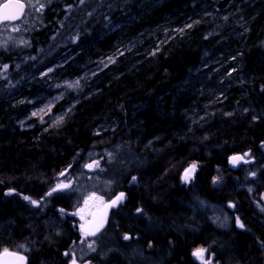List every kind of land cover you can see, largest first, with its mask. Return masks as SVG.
Wrapping results in <instances>:
<instances>
[{"label":"snow or ice","instance_id":"snow-or-ice-1","mask_svg":"<svg viewBox=\"0 0 264 264\" xmlns=\"http://www.w3.org/2000/svg\"><path fill=\"white\" fill-rule=\"evenodd\" d=\"M29 6H31V4H29ZM25 5L23 3H13V0H8V2L3 3L2 5H0V21H10V20H15L18 19L20 17V15L23 12ZM241 159V157H233V161H237ZM89 168L92 167V165L88 166ZM195 168V166H192V169L186 170L185 172V180L189 179V172L193 171ZM61 175H63V173H61ZM135 179V178H133ZM60 187H68V185H57L56 188H53V192L57 191ZM49 195H51V193H49ZM95 197L90 196L89 199H93ZM123 198V194H121V196L117 197L116 200L112 201V204L110 206H114L117 201L121 200ZM25 199H28V197H25ZM33 204H36V201H32ZM237 223L239 224V220L237 221ZM102 226V225H101ZM241 228H243V224L239 225ZM99 230V229H97ZM91 235H94L95 232H91L88 233ZM125 239H129L128 236H125ZM89 247H91V245H89ZM204 249H198L196 252L193 253V255L197 256L198 258H200L202 260V264H203V254H204ZM3 257H12L14 258V261H18V262H22L24 260V257L22 256H18L15 253H10L7 250L4 251L3 253ZM4 264H8V260L5 259ZM72 264H76L75 259H73Z\"/></svg>","mask_w":264,"mask_h":264}]
</instances>
